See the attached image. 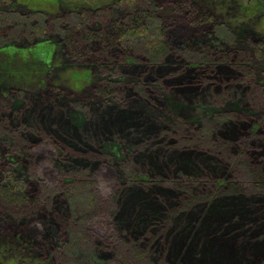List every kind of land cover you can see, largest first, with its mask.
I'll list each match as a JSON object with an SVG mask.
<instances>
[{"label":"trees","instance_id":"obj_1","mask_svg":"<svg viewBox=\"0 0 264 264\" xmlns=\"http://www.w3.org/2000/svg\"><path fill=\"white\" fill-rule=\"evenodd\" d=\"M10 3L0 0L3 37L28 40L54 30L68 54L88 59L106 76L93 89L94 98L83 104L88 108L81 113L85 123L72 124L65 112L59 117L45 111L46 123L41 122L31 96L27 122L41 125L66 150V170L85 167L90 174L103 160L117 179L112 211L99 226L88 223L98 214L91 183L62 184L60 195L69 197L76 210L70 212L63 201L48 213L31 182L9 174L6 181L0 179V227H24L36 212L49 217L51 229L62 236L88 239L81 230L94 228L99 235L90 244V260L80 264H124L116 239L129 246L139 264H264V237H258L264 234V135L245 146L248 111L234 113L206 135L190 122L191 106L206 102L214 87L224 85L242 98L262 87L257 79L262 43L252 39L250 48L226 45L218 17L202 0H115L99 17L74 10V24L56 28L18 18ZM190 29L203 35L208 29L211 38L197 39L195 31L187 38ZM124 65H131L137 78L129 85L113 80ZM190 75L192 81L186 82ZM37 97L47 109L46 104L63 107L59 95L42 92ZM12 130L11 122L0 119V137L10 143L14 137L10 152L25 160L28 137ZM111 145L118 156L108 150ZM78 189L80 194H73ZM78 199L84 203L77 204Z\"/></svg>","mask_w":264,"mask_h":264},{"label":"rangeland","instance_id":"obj_2","mask_svg":"<svg viewBox=\"0 0 264 264\" xmlns=\"http://www.w3.org/2000/svg\"><path fill=\"white\" fill-rule=\"evenodd\" d=\"M9 1L11 2L9 4L10 9L18 18H27L29 23L35 22L37 27L47 21L53 28L73 25L75 21L74 10L83 8L91 12L93 16L99 17L102 11L115 2V0ZM202 1L218 17L221 40L226 45L230 47L235 44L250 48L252 39L262 43L263 48L257 57L260 69V77L257 79L263 88L258 89L259 91L256 90L253 95L249 91L245 94L247 96L242 98L238 92L233 94L228 92L223 88L224 85L220 88L214 87L212 95L206 102L189 105L192 112L190 122L198 123L201 131L206 135L210 129L219 126L222 121L232 118L234 113L248 111L250 119L246 126L249 128H246L247 131L243 135L248 140L245 143L246 146L250 140L254 141L258 136L264 135V0ZM2 8L3 6L0 4V10H3ZM164 12L169 15L171 8L169 7ZM1 20L4 19L1 18ZM193 31L199 32L195 37L197 39L203 36L211 38L208 29L206 35H203V32L190 29L186 35L187 38L192 37ZM38 35L27 40L22 37L6 38L0 34V101L5 104V107L1 109L2 111L0 110V119H4L6 123L11 122L17 134L21 132L28 137V146L24 149L27 155L23 153L26 155L25 160L27 161L24 159L21 161L17 154L14 153L15 155H13V151L10 152L11 147L16 142L14 137L11 139V143L7 141L8 139L4 140L0 137V179L6 181V178L11 174L19 181L31 182L32 190H38L41 200L44 202L42 208L46 209L48 213L51 212L52 206L63 201H65V208L70 212L72 209L76 210L69 197L67 199L60 195L62 184L70 186L73 182L75 187H80L83 182L91 183L93 194L97 196L98 214L91 218L88 223L100 226L108 218L105 215L112 211L110 204L117 179L114 170L105 165L103 160H99V165L93 166L90 174H86L87 171H85L84 166H82L83 169L74 170L69 167L70 169L66 170L62 164L67 158L66 150L57 145L50 134L42 132L41 125L35 126L32 122H27L25 110L29 106L31 96L33 98L32 103L35 104L33 106H37L35 115L37 118H41V122L46 123V121H42L45 120V111L52 116H59L65 112L63 114L69 118L72 124L82 120L85 123L81 113H87L88 108H84L83 104L94 98L93 89L101 79L106 80V76L101 75L97 65H93L88 59L68 54L59 33L52 30L51 33ZM195 60L193 62H196ZM119 70V74L115 75L113 80L121 82L120 84L129 85L137 80L131 75V70L134 71L131 65L121 66ZM192 78L193 75H190L185 80L186 82L192 81ZM228 85H232V83L230 82ZM42 92L61 96L64 100L62 101L63 107H59V109L55 105L46 104L48 109L45 108V103L37 99L39 93ZM126 104L128 105V103ZM173 109V106L166 107L167 112H172ZM79 113L83 119L78 117ZM9 116L12 117L11 120H8ZM31 134L36 135L32 140ZM181 144V142H177L176 146H182ZM170 147L171 150L176 149L174 145ZM108 150L113 151L118 156L116 146L112 147L111 145ZM102 152L106 153L105 148H102ZM6 170L9 172L8 175L7 172L5 173ZM179 176L185 178L181 173ZM238 178L247 184V180L241 176ZM80 192L81 190L78 189L73 194L78 195ZM78 203L84 202L78 199ZM34 213L35 215L29 214L32 220L28 221L24 227L12 225L0 227V264H56L57 261L61 260H64V264H72L71 257L77 261V264L84 262V259L90 260V244L93 243L94 237L99 235L94 228L81 230L88 237V239H81L82 242L80 236L77 239L73 235H60L56 230L51 229L49 217L46 218L40 213ZM2 232H8L11 235L3 237ZM48 234L52 236V243L54 241L52 250L50 247L52 243ZM258 237L263 238L264 234H259ZM116 240L115 243L119 252L121 249L124 250V264H139V262L135 263L136 258L130 250H127L129 246L117 243ZM40 247L44 249L41 251ZM46 247L50 248L51 251H47Z\"/></svg>","mask_w":264,"mask_h":264}]
</instances>
